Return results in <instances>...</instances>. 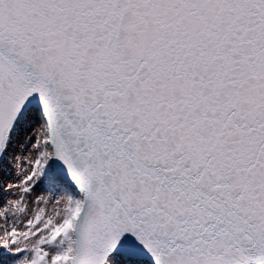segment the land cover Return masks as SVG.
<instances>
[{
    "label": "snow or ice",
    "instance_id": "1",
    "mask_svg": "<svg viewBox=\"0 0 264 264\" xmlns=\"http://www.w3.org/2000/svg\"><path fill=\"white\" fill-rule=\"evenodd\" d=\"M0 264H264V0H0Z\"/></svg>",
    "mask_w": 264,
    "mask_h": 264
}]
</instances>
